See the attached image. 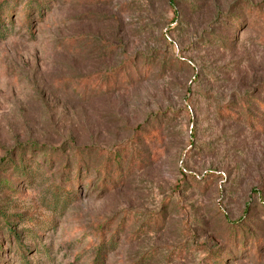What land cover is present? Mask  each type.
Masks as SVG:
<instances>
[{"label":"rangeland","instance_id":"374dc122","mask_svg":"<svg viewBox=\"0 0 264 264\" xmlns=\"http://www.w3.org/2000/svg\"><path fill=\"white\" fill-rule=\"evenodd\" d=\"M0 7V264H264V0Z\"/></svg>","mask_w":264,"mask_h":264},{"label":"trees","instance_id":"16d2710c","mask_svg":"<svg viewBox=\"0 0 264 264\" xmlns=\"http://www.w3.org/2000/svg\"><path fill=\"white\" fill-rule=\"evenodd\" d=\"M31 15H32V12H30L29 10H26L25 12H24V18H23V20H22V22L24 23V25H25V27L26 28H28V29H30V27H31ZM3 12H2V9H1V7H0V24L1 23H3ZM30 31H31V29H30ZM97 86V84L95 83V84H93V89L95 88ZM80 93V92H79ZM77 157H78V164H80V163H83V162H81V158H79V154H77ZM100 258H101V256H97L96 258H95V260L93 261V264H100Z\"/></svg>","mask_w":264,"mask_h":264}]
</instances>
